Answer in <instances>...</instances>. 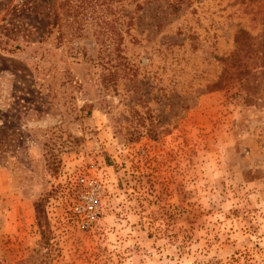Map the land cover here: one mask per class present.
Returning a JSON list of instances; mask_svg holds the SVG:
<instances>
[{"label": "rangeland", "instance_id": "374dc122", "mask_svg": "<svg viewBox=\"0 0 264 264\" xmlns=\"http://www.w3.org/2000/svg\"><path fill=\"white\" fill-rule=\"evenodd\" d=\"M0 264H264V0H0Z\"/></svg>", "mask_w": 264, "mask_h": 264}, {"label": "trees", "instance_id": "16d2710c", "mask_svg": "<svg viewBox=\"0 0 264 264\" xmlns=\"http://www.w3.org/2000/svg\"><path fill=\"white\" fill-rule=\"evenodd\" d=\"M43 208H42V204L41 203H36V213H37V224L39 226L42 225L43 221H44V215H43Z\"/></svg>", "mask_w": 264, "mask_h": 264}]
</instances>
